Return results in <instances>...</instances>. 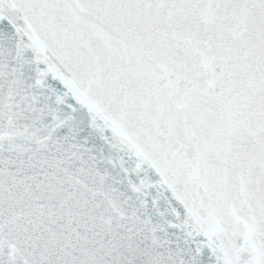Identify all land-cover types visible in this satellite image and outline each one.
I'll return each instance as SVG.
<instances>
[{
    "label": "snow or ice",
    "instance_id": "obj_1",
    "mask_svg": "<svg viewBox=\"0 0 264 264\" xmlns=\"http://www.w3.org/2000/svg\"><path fill=\"white\" fill-rule=\"evenodd\" d=\"M0 264H264V0H0Z\"/></svg>",
    "mask_w": 264,
    "mask_h": 264
}]
</instances>
